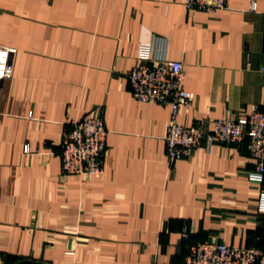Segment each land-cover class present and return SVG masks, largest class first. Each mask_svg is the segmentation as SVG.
<instances>
[{"label": "crops", "instance_id": "0c3cea01", "mask_svg": "<svg viewBox=\"0 0 264 264\" xmlns=\"http://www.w3.org/2000/svg\"><path fill=\"white\" fill-rule=\"evenodd\" d=\"M184 3L0 0V45L16 49L0 90V264H186L199 242L264 248L248 140L203 144L171 165V107L131 93L139 48L157 36L195 96L180 125L205 121L208 134L264 112V0L215 13ZM98 109L103 173L64 174L63 135Z\"/></svg>", "mask_w": 264, "mask_h": 264}, {"label": "built area", "instance_id": "2783aa9c", "mask_svg": "<svg viewBox=\"0 0 264 264\" xmlns=\"http://www.w3.org/2000/svg\"><path fill=\"white\" fill-rule=\"evenodd\" d=\"M189 13L226 10L228 0H185ZM255 10V5H252ZM168 43L154 36L148 45L141 46L137 65L129 73L133 97L145 104L170 106L171 121L165 138L168 159L176 165L189 159L203 144L211 148L216 143L241 144L248 140V153L257 168L249 179L264 182V112L255 110L244 118L214 121L211 133H204L205 121L190 127L178 122L181 108L189 110L194 102L193 93L183 88V64L167 58ZM16 49L0 45V90L4 80L12 77L11 56ZM264 71V69H263ZM108 131L101 109L91 117L72 123L62 139V169L66 175L97 176L104 170ZM28 153L29 148L25 147ZM258 209L264 213V192L260 194ZM24 264H41L26 262ZM186 264H264V248L235 247L216 240L192 245Z\"/></svg>", "mask_w": 264, "mask_h": 264}, {"label": "water", "instance_id": "95a60500", "mask_svg": "<svg viewBox=\"0 0 264 264\" xmlns=\"http://www.w3.org/2000/svg\"><path fill=\"white\" fill-rule=\"evenodd\" d=\"M24 263H26V262H20V263H17V264H24Z\"/></svg>", "mask_w": 264, "mask_h": 264}]
</instances>
